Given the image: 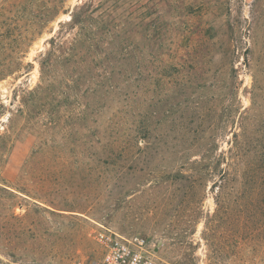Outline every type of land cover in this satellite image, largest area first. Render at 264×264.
<instances>
[{"label": "rangeland", "instance_id": "374dc122", "mask_svg": "<svg viewBox=\"0 0 264 264\" xmlns=\"http://www.w3.org/2000/svg\"><path fill=\"white\" fill-rule=\"evenodd\" d=\"M104 228L264 264V0H0V264Z\"/></svg>", "mask_w": 264, "mask_h": 264}, {"label": "built area", "instance_id": "2783aa9c", "mask_svg": "<svg viewBox=\"0 0 264 264\" xmlns=\"http://www.w3.org/2000/svg\"><path fill=\"white\" fill-rule=\"evenodd\" d=\"M100 253L73 264H166L149 250L147 240L140 236L127 237L104 228L95 236Z\"/></svg>", "mask_w": 264, "mask_h": 264}, {"label": "trees", "instance_id": "16d2710c", "mask_svg": "<svg viewBox=\"0 0 264 264\" xmlns=\"http://www.w3.org/2000/svg\"><path fill=\"white\" fill-rule=\"evenodd\" d=\"M78 19H82L81 17H78ZM75 22H76V24H77V21L75 20ZM49 58V57H48ZM49 62V60L48 59H46V60H44L42 63H41V68H42V70H43V68H45L46 66H47V63ZM207 153V152H206ZM208 154V153H207ZM207 154H204L201 158L202 159H204V157H206V155ZM219 157H217L215 160L216 161H214V162H211V163H209V164H207V165H205V168L207 167V170H210V171H213V170H218V164H220L221 162H223L224 161V159H225V156H224V154H219L218 155ZM212 165H214V167L215 168H212L211 166Z\"/></svg>", "mask_w": 264, "mask_h": 264}]
</instances>
